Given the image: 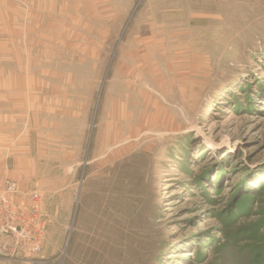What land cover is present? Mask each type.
Wrapping results in <instances>:
<instances>
[{
    "label": "rangeland",
    "instance_id": "obj_1",
    "mask_svg": "<svg viewBox=\"0 0 264 264\" xmlns=\"http://www.w3.org/2000/svg\"><path fill=\"white\" fill-rule=\"evenodd\" d=\"M0 73L45 222L0 264H264V0H0Z\"/></svg>",
    "mask_w": 264,
    "mask_h": 264
},
{
    "label": "built area",
    "instance_id": "obj_2",
    "mask_svg": "<svg viewBox=\"0 0 264 264\" xmlns=\"http://www.w3.org/2000/svg\"><path fill=\"white\" fill-rule=\"evenodd\" d=\"M39 193H23L6 178L0 188V258L24 260L43 250L45 222Z\"/></svg>",
    "mask_w": 264,
    "mask_h": 264
},
{
    "label": "crops",
    "instance_id": "obj_3",
    "mask_svg": "<svg viewBox=\"0 0 264 264\" xmlns=\"http://www.w3.org/2000/svg\"><path fill=\"white\" fill-rule=\"evenodd\" d=\"M0 79H3V77L1 76V73H0ZM13 79L16 80L17 79L16 76H14ZM9 80H12V79H9ZM25 80H26V86L24 88L20 87L21 88L20 91H17L18 87H12L11 88V81H10L9 82L10 88L8 89V95L10 97L11 96L17 97V95H20V96L25 95V96L31 97L30 101H28L23 106L20 105L19 108H20V110L23 108V110L25 111V120H27L28 126L30 125V127H32V123L34 121H35V123H37V122L40 123V121L43 120L42 113H43V110H45L44 105L46 106V104L45 103L42 104L41 98L39 100L38 96L44 95L43 94L44 89L42 88L43 85L41 87H39L38 83H37L38 87H34L33 84H32V86L28 87L29 81H31V83L33 80L40 81L39 78L35 77V75L32 73H29V72L26 73ZM36 97H37V99H36ZM34 100H35V102H33ZM20 117L21 116L17 115V118H20ZM6 131H7V133H6ZM5 133L0 134V136H2V138L4 139V142L6 140V144H7L6 148H4V150L0 149V160L3 161V159L7 160L10 158L12 160H14V159L16 160L17 158L18 159L23 158V157H20V155H18L22 151H18L15 148L10 149L9 144L12 141V137L10 136L11 132H10L9 125L5 128ZM0 172L2 173V175H0V188H1L5 178H12L13 179V177H11V170H9L7 168V164H6V166L2 165Z\"/></svg>",
    "mask_w": 264,
    "mask_h": 264
}]
</instances>
